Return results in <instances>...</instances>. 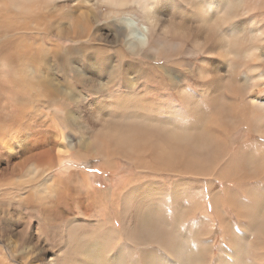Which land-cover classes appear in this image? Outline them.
Segmentation results:
<instances>
[{
	"label": "bare ground",
	"instance_id": "obj_1",
	"mask_svg": "<svg viewBox=\"0 0 264 264\" xmlns=\"http://www.w3.org/2000/svg\"><path fill=\"white\" fill-rule=\"evenodd\" d=\"M127 14L130 24L121 21ZM212 25L218 30L211 36ZM101 27L109 28L108 38H101ZM60 39L70 44L61 47ZM101 40L112 48L94 43ZM59 55L62 71L81 79L109 71L108 78L84 83L86 96L61 89L54 78ZM146 57L151 65L142 61L124 71L128 59ZM74 60L84 70H72ZM1 74L0 131L8 135L2 181L15 183L9 176L23 153L34 158L37 166L26 174L36 171L44 180L33 188L36 204L21 197L19 206L34 211L36 205L41 219L62 226L53 232L55 251L24 230L16 232L19 243L10 239V227L1 231L10 256L24 252L40 264H264V242L253 239L264 234V0H0ZM190 87L201 89L203 100ZM91 95H97L93 104L86 101ZM36 104L62 109L56 126L77 137L59 142L58 160L96 157L116 171L123 158L143 171L125 185L87 190L83 198L68 177L48 180L55 147L49 124L36 118ZM28 119L38 128L23 139ZM184 176L205 177L207 197L198 198L194 184L190 192ZM159 178L171 181L170 199ZM215 178L225 185H214ZM0 205V221L7 216L1 210L14 206L8 215L23 219L17 205ZM197 214L208 225L205 234H220L232 262L212 261L211 249L200 247L204 222H188Z\"/></svg>",
	"mask_w": 264,
	"mask_h": 264
},
{
	"label": "rangeland",
	"instance_id": "obj_2",
	"mask_svg": "<svg viewBox=\"0 0 264 264\" xmlns=\"http://www.w3.org/2000/svg\"><path fill=\"white\" fill-rule=\"evenodd\" d=\"M83 8H85L84 11H86V10L88 11L87 17H89L90 21L93 20V22H95L96 19H95L94 16H92L93 15L92 11L90 12V9L87 8V7H83ZM83 8H80V9L83 10ZM128 17H129V19H128ZM126 18H127V20H126ZM121 21L125 22V24L132 23L130 15H128V14L124 15L123 18H121ZM101 33H102V37L101 38H108V34L107 33H109V28H107V27L102 28ZM136 33L138 34V31H136ZM55 39H57V38H55ZM59 41H61V42H59ZM59 41H58V43H59L58 45L61 46V47H64V46H67V45L70 44L69 43L70 40L60 39ZM94 43H100L99 47L112 48V45H110L109 43L104 42L103 40L95 41ZM166 50H170V49H166ZM168 52L171 53V54L173 53L171 50L168 51ZM185 56H186L185 59H187L188 61L194 60L193 57H190L188 55H185ZM60 57H61V55H59L57 60H56L54 78H55V81H57V84H58V82L60 83L58 85L61 86V89L67 90L69 92L73 91V93L76 92V90H78L79 94H81V95L84 94L86 96V94H85L86 91L84 89H82V86H84L83 85L84 83L96 84L99 80H103L104 81L105 79L108 78L107 75H109V71H107V72L106 71L105 72L101 71L98 74L96 72L94 74L95 75L94 78L97 80V82H96L95 79H81V78H78V77L75 76L73 71H67V69H66V72L62 71V69H61V60L59 59ZM142 61L145 62V63H148V65H151L149 62L153 63L150 60V57H146L145 59H142V60H141V58L140 59L139 58L128 59L126 65H125L126 67L124 66V71L126 69H128L129 71L130 70H135V68H137L141 64L140 62H142ZM130 65H132L133 68H132V66L130 67ZM183 68H186V67L184 66ZM71 69L74 70V71H77V69L81 70V71L84 70L80 66V63H78L75 60H74V65H72ZM239 70H241V69H239ZM100 73L102 75H99ZM86 74L87 73H85L83 76H85ZM117 75H118V73L116 74V78L115 77L113 78L114 81H116V79L118 78L119 75L118 76ZM1 78L4 79V75L3 74L0 75V80H1ZM69 84L72 85V86L70 87ZM190 84L193 85L192 83H190ZM188 87L189 86L186 85V89H188ZM116 88H117V86L115 88L112 87L111 90L114 91V90H116ZM189 89L191 91H193L194 94L196 93V95H198V96L194 95V98H196V100H198L199 96H202L201 92H200L201 89H192L191 87ZM261 91H262V93H264V89H262ZM1 94H2V90L0 89V97H1ZM96 97H97V95L96 96H92L91 95L90 98L86 99V101L87 102H91L93 104V103H95L97 101ZM152 98H154L153 99L154 103L161 105L160 101L157 99V97L155 95H152ZM200 99L203 100V97L199 98V100ZM0 100H1L0 101L1 102L0 103V114H1L2 98ZM161 102H163V101H161ZM205 103H206L205 101L198 102V104H200V106H204V109H205V110H203L204 112L207 110L206 109L207 105H205ZM178 105H179V107H183L181 102ZM162 106H164V104ZM170 106H171V104L167 105L168 108ZM73 107H74V105L72 104V106H70V109L72 110ZM149 107L152 108V105H150ZM26 108L29 110V109H31V106L26 107ZM40 108H41L40 104H36V109L34 110L36 115H37L36 118L38 119V121H45V122H47L46 124H49L50 129H51L49 131V135L52 138V140L54 142L53 145L55 147V149L53 150L54 156H53V159H52V162H53V166L52 167L53 168L51 167L50 170H52V171L48 170V174L46 175V178H48V180H50L52 176L53 177H62L64 180L67 179L66 177H68V179L70 181L69 182L70 185L74 184L73 186H75V188L78 190L79 197H82V195H83V197H84V195L86 197H88L87 196L88 195L87 190L90 191V192L93 191V190H97V189H102L103 190V189L110 188L112 186H116L119 183L121 185H125L127 183L126 180L129 178L128 176H130V175L133 176L136 171H138V173L143 171V170H137L130 161H128L126 159H123V158H118L116 160L117 164L120 165L116 169V171L115 170L114 171H110L108 169H105V168L101 167V160L96 158V157H94V158H86V159H81V158L76 159L73 156L71 157V155H69V156L66 155L62 159L58 160V158L55 156V153H56V148L60 144L59 142L62 139L66 140V141H69V140H72L73 137H75L76 139H77V137L71 131V129L63 127V126H56V124H58L57 123L58 119L60 118L61 115H63V113H62L63 110L62 109H60L57 106L50 107V108H48V107L47 108H41L42 110H40ZM44 110H46V112L53 111L54 114H53V119L52 120L44 115V113H43ZM205 114H208V113L205 112ZM208 116H210V115H208ZM31 122H33V121L31 119H28L27 122L22 127L21 131L19 132V134L21 133V135L23 136L22 137L23 139H24L25 136H27L29 138L35 132V130L38 128L36 126V124H34V122H33V124ZM28 123H29V125H28ZM63 128H66V129L63 130ZM5 134H6L5 132L2 133L0 131V170H2V168L5 165V162H4L5 161V157H4L5 152H4V148L3 147H4V143L8 139V135H5ZM219 135H222V133H219ZM79 151H81V150H79ZM82 152H85V151L82 150L80 153H82ZM26 155H28V154L23 153V155L21 156L22 157V164H21L20 167H22V166L23 167L22 168L17 167L18 169L16 168V170H15L16 172L14 171V174L12 176H9L10 178L11 177L13 178L12 181H14L16 184L18 183L16 186H15V183L11 184L9 182H7L9 184V185H7L5 180L2 181V179L6 178V176L5 177H1V175H0V182H1L0 183V201L2 203H4V204H6L7 202H10V204H12V205H17V210H19L20 214L21 215L23 214V216H24L23 219L22 218L21 219L20 218H16L15 219V217H12V216L8 215V213L10 212L9 210L14 209L16 206H14L13 208L9 207L6 210H1L3 213L6 211L5 214L7 216H4L6 223L3 222V221H0L1 222L0 223V264H27V263L30 264V262H31V264H40V262H39V260L37 258L30 259V256H27V254L24 253V252L19 253L17 256H12V254H11V256L9 255V253L7 252V251H9V249L7 247V246H9L8 245L9 241H8V239H6V236L2 237V233L4 231H7L9 229L8 227H10V234H11L10 235V237H11L10 239H12V241L14 239H16V241L14 240V242L18 241L17 243H19V240H18L19 238H16L15 235H17V233H16L17 230L21 229V230L25 231V234L28 232L26 235H31L32 238L36 237L35 239L39 241L38 243L41 244L42 246H46V248H49V247L52 246V250L55 251L57 249L56 247H58L55 244V240H54L55 237H54V233L53 232L55 230H57V228H58V230L62 229V226L59 225V224H51L50 225L47 222H45V219H41V215L39 214L40 212L38 213V211L35 209L36 205H35V208H31V210H34V211H30L28 207H20L19 206V203H22V202H18L19 198H21V197L22 198L29 197L31 199H34V197H36L37 194L34 196L33 193H35V191H34L33 188H36L41 183L40 181L44 180V176L41 177V174H39V172L34 171L33 176H32L31 172L29 174H26L27 173L26 171L31 170V168H33V167L35 168V166H37V163H38L34 158H28V157H26ZM31 157H33V156H31ZM29 159H30V161H29ZM138 173H136V174H138ZM83 174H84V176H83ZM75 176H77V177H75ZM81 176H82V179H81ZM39 177L42 180H40ZM72 177H73V179H72ZM209 177H212V176L209 175ZM147 179L148 178L139 179V182H143V181H145ZM183 179H184L183 181H186V183L188 185V189L190 190V192H191V189L193 188V184H194L195 187H196L195 188L196 196H200L198 198H206L207 197L206 195L203 194L204 189L206 187V185H205L206 183H204L205 177H198V179H197V177L192 178V176H184ZM157 180H161V179L159 178ZM150 181L151 182H155L154 179H150ZM161 181L164 183V187L163 188L168 193L167 198L170 199L172 197V193H173L172 192L173 185L170 183L171 181L169 180V178H162ZM4 182L6 183L5 184L6 186H3ZM213 182H214V185H216V186L221 185L223 187L225 185V184H223V182H221V181L219 182V180L217 178L213 179ZM132 184H134V183H129L128 185H132ZM73 186H71V188H73ZM32 189H33V191H32ZM125 189H127V188H125ZM6 190H8V191H6ZM9 193H11V194H9ZM28 193H31L33 195L28 194ZM219 198L223 199L224 197H219ZM183 199H181L182 200L181 202H183V203L186 202V197H183ZM34 203L36 204L35 199H34ZM0 206L3 208L2 205H0ZM166 210H167V212L171 211V209H168V208ZM225 210H226L225 213L228 215V218L233 219L234 217L232 215H230V212L227 209V207H225ZM29 211L32 212V213H30ZM1 215H4V214L1 213L0 217H1ZM111 215H113L112 211H111ZM197 215H198V217L197 216L191 217L188 220V222L194 220L195 222L198 223V226H199V224L201 222H204V221H203V218L200 217V215H202V214H200V215L197 214ZM82 220H80V221L83 222V223H86V222H84ZM113 220H115V219L113 218ZM87 224L88 223L82 224V225L86 226L85 227L86 229L87 228L89 229L90 227H89V225L87 226ZM185 224L188 225V223L186 221H185ZM2 225H4V226L2 227ZM207 230H208V225H207L206 222H204L203 227H202V229L199 232V238H198L200 247L202 249H204V248L211 249V252L213 254L212 261L217 256V258H219L220 261L224 260V261H227V262H232L234 260L233 254H227V253L224 252V249L227 248L228 246L226 244H224L223 240H221L220 234H215L214 231H212L209 234H205V232H207ZM1 231H2V233H1ZM13 232H14V234H13ZM205 240H210V244L206 245L204 243ZM43 244H45V245H43ZM222 245H223V250L220 253L219 250H218V247L222 246ZM4 246H6V247H4ZM5 248H7L8 250L5 249ZM23 255H25V256H23ZM22 258H25V260H26V261L24 260L25 263L23 262ZM40 261L42 263V260H40Z\"/></svg>",
	"mask_w": 264,
	"mask_h": 264
},
{
	"label": "snow or ice",
	"instance_id": "obj_3",
	"mask_svg": "<svg viewBox=\"0 0 264 264\" xmlns=\"http://www.w3.org/2000/svg\"><path fill=\"white\" fill-rule=\"evenodd\" d=\"M251 3V2H249ZM243 15H247V13L243 14ZM236 17H227L226 16V19H235ZM218 30L217 26L216 25H212L210 28H209V33L210 35L212 36L216 31Z\"/></svg>",
	"mask_w": 264,
	"mask_h": 264
},
{
	"label": "clouds",
	"instance_id": "obj_4",
	"mask_svg": "<svg viewBox=\"0 0 264 264\" xmlns=\"http://www.w3.org/2000/svg\"><path fill=\"white\" fill-rule=\"evenodd\" d=\"M112 18H116V17H112ZM110 18V19H112ZM126 38V36L124 37V39ZM122 39V40H124ZM253 239L254 240H259L261 242H264V234H261V235H256V234H253Z\"/></svg>",
	"mask_w": 264,
	"mask_h": 264
}]
</instances>
